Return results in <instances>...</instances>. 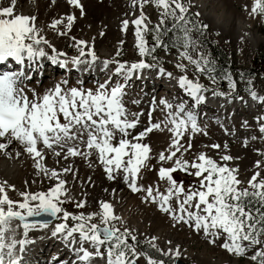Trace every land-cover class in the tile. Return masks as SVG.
I'll return each instance as SVG.
<instances>
[{
  "label": "snow or ice",
  "instance_id": "snow-or-ice-1",
  "mask_svg": "<svg viewBox=\"0 0 264 264\" xmlns=\"http://www.w3.org/2000/svg\"><path fill=\"white\" fill-rule=\"evenodd\" d=\"M16 3L17 0H9L7 6L0 3V63L11 59L21 66L15 71L0 72V152L12 157L15 147L14 155L19 157L22 149L33 160L36 175L55 183L46 192L19 193L21 200H14L8 194V188L15 190L14 185H8L7 181L0 183V264H27V246L35 243L29 239V232L36 228L47 229L52 223L47 219H31L43 216L60 221L52 227L51 235L61 240L74 257L63 259L55 255L52 264H94L97 259L104 264H141V261L143 264H178L182 257L179 245L173 246L169 240V246L161 248L156 236L141 241L129 228L117 227L122 217L115 214L108 202L100 203L99 212L73 213L63 207L70 198L68 181L62 175L73 173V166L69 163L59 169L49 167L46 158L50 155L59 164L61 160L75 157L90 161L94 154L109 180L119 176L133 193H143L144 202L156 204L175 224L202 234L212 245L220 241L218 246L230 255L245 258L251 264H264V175L260 171L264 162L257 160L256 171L244 182L238 178V168L228 164L237 158L226 151L219 156V161L203 151L191 160L185 158L193 148L194 135H207L199 126L196 111L208 101L206 93L211 91L213 97L227 98L236 88L235 80L227 71H223L221 78L228 81L229 92L209 89L187 75L190 64L197 74L206 73L213 84L217 82L215 60L210 54L203 51H198L195 57L192 54L199 47L193 32L203 35L208 25L190 18V0L188 3L185 0H131V6L139 9V16L122 20V31L126 32L129 24L134 26L135 48L140 58L134 62L102 61L101 69L109 75L104 82H97L95 89L71 87L67 79H62L43 92L28 86L31 76L24 67L26 62L27 69L42 70L39 62L46 58L62 68L71 65L77 71L88 72L95 69L99 57L94 43L74 36L70 37L71 46L78 54L68 57L41 34L43 29L37 27L35 15L15 13ZM67 3L79 8L83 15L80 0H67ZM149 3L159 11V22L151 27L144 12V6ZM249 15L264 16V0H254ZM75 20L76 16L69 14L54 19L49 27L59 36H66ZM148 35L152 36V43ZM123 43L120 41L121 46ZM158 48L166 52L178 49L175 67L182 74L176 79L191 103L182 100L174 104L161 98L159 105L160 110L166 112L165 118L153 122L152 114L157 107L153 97L148 123L136 131L144 113L130 112L125 105L126 88L131 79L145 69H156L161 76L173 78V73L163 67L162 58L156 55ZM120 54L118 50L116 55ZM110 64L115 65L114 69H109ZM113 77H116L115 82ZM79 83L82 85L83 81ZM246 91L253 100L264 103V96L258 95L252 87ZM257 121L259 131L264 133L262 118L257 117ZM244 124L247 126L246 121ZM164 130L171 134L170 142L153 157L151 145L144 141L153 131ZM186 135L188 140L182 143ZM247 143L245 139V146ZM205 147L221 149L218 143ZM223 148L227 150L228 144ZM259 154L264 156V152ZM153 158L160 164L157 172L158 181L166 184L163 191L159 183L148 186L139 183L142 170L155 167L150 163ZM168 162L171 166L165 167ZM177 171L192 176L194 182L186 187L174 177ZM85 204L86 201L80 200L75 206L82 209ZM20 228L23 239H17Z\"/></svg>",
  "mask_w": 264,
  "mask_h": 264
},
{
  "label": "rangeland",
  "instance_id": "rangeland-1",
  "mask_svg": "<svg viewBox=\"0 0 264 264\" xmlns=\"http://www.w3.org/2000/svg\"><path fill=\"white\" fill-rule=\"evenodd\" d=\"M8 2L9 0H0V3H3L4 6H7ZM80 2L84 6L83 15H81L79 8L70 6L67 0H55L54 3L52 0H17L14 11L22 14L24 13L23 8L30 6L37 17L36 22L43 25L45 37L59 51L66 52L68 56L78 54L77 50L71 46L73 41L70 37L74 36L77 39L86 40L89 44L94 43L95 52L99 57L96 62V69L102 70L101 63L103 60L134 62L140 58L135 48L134 26L129 24L125 32L122 31L120 25L124 19L132 20L139 16V9L131 6V0H80ZM185 2L188 3V0H185ZM253 2L254 0H195L194 2L190 0L189 13L190 17L195 16L202 24L208 25L207 30L209 31L210 40L219 45L229 60L235 64L236 71L229 73L236 82V88L232 91L231 96L227 98L213 97L211 91L206 93L208 101L200 105L196 111L199 126L207 132V135L203 133L194 135L191 141L193 148L185 154V158L191 160L195 154L203 151L219 161V156L226 151L227 154L237 158L229 161L228 164L230 167L238 168V178L244 182L256 171L255 162L257 160L264 162V156L259 154V152H264V133L259 131L260 122L257 121V117H261L262 122H264V103L260 102L256 106L251 105L249 100L252 98L246 91V88L252 87L258 95L264 96V72L253 77L248 75L253 57L262 56L264 58V16L249 15ZM200 5L204 6L203 11L206 10V21L201 18ZM246 5L247 10L245 9ZM85 12L86 15H84ZM144 12L151 21L150 27L159 22V11L154 4H146ZM197 12L200 14L198 17L195 15ZM68 13L74 14L77 20L74 21L68 35L59 36L49 25L54 19L62 18V15L67 16ZM193 37L199 45L197 51H193V56L195 57L198 51L208 54L206 45L201 41L200 33L194 31ZM147 39H152V36L148 35ZM120 41H124L122 46ZM118 50L121 51L119 56L116 55ZM48 51L50 54V50ZM156 55L162 58L163 67L167 72L173 73V78L169 79L166 75L161 76L156 69H145L142 74L145 77L147 76V82L145 77L135 84H131L134 78L129 82L126 88L127 95L124 97L125 105L130 112L144 113L140 117V125L136 131L141 130L148 123L147 114L153 97L157 101L156 111L152 114L153 122L163 121L165 118L166 112L160 110L162 106L159 105V100L161 98H166L174 104L182 100L191 103V98L187 96L183 89L178 87L179 84L176 79L182 74L175 67L179 59L178 49L172 48L166 52L162 48H158ZM183 62L187 64V61ZM112 67H115V65L110 64L109 69ZM15 70L13 66L8 68V71ZM63 73L62 67L54 71L51 69L50 61H47L41 74L36 78L34 76L32 78V73L29 74L31 80L27 83L30 88H37L38 92L47 89L49 82L55 84L62 79H67L71 87L83 86L95 89L97 82H104L107 75V72L104 74L103 70V74L101 73L100 76L91 71L87 74L85 81L84 77L79 79L77 75L64 78ZM221 74V72H216L217 82L213 84L206 73L197 74L194 67L188 65L187 75L190 79H198L200 83L209 89L217 88L219 91L229 92L228 81L222 79ZM115 79L116 77L113 78V82H115ZM153 80L155 82L151 83ZM80 81H83L82 85L79 83ZM249 81H251V84H249ZM170 90L178 93L176 95L172 94ZM240 97H243V100ZM135 100H139L140 103H133ZM215 101L217 103H213ZM245 121L247 126L244 124ZM170 135L167 130L153 131L146 138L144 142L151 145L153 157L167 148ZM245 139L248 141L247 146L244 144ZM187 140L188 136L186 135L182 143ZM213 143L220 144L221 149L216 150L205 147V145ZM225 143L228 144L227 150L223 148ZM20 150L23 152L22 149ZM12 157L0 156V167H5L8 163L20 166L16 172L23 176L19 178L22 182L24 181V191L46 192L49 187L53 186V181L36 175L33 160L26 153H24V156ZM45 163L49 167L57 169L69 163L74 167L73 173L62 175L67 181L72 180L70 183V188H72L71 197L63 204V207L69 212H99L100 203L102 201L108 202L115 208L116 215L126 216L127 220L118 222L117 227L121 229L129 228L141 241H144L143 238L149 237V235L158 237V240L170 239L173 244L180 246L182 254L191 253L190 257L183 259L184 261L180 259L185 264H251L247 259L230 255L220 248L218 246L220 241H217V245H212L204 239L202 234L198 235L182 224H175L168 215L159 210L156 204L144 202L142 200L143 193H133L119 176L116 180H109L95 154L90 158V161L75 157L70 158L68 161L61 160L59 164H56L49 155ZM150 163L155 167L142 170L139 183L144 186L159 183L161 191H163L166 184L163 181H158L157 169L160 164L155 158ZM164 166H171V162L165 163ZM26 167H28L27 170ZM260 171L264 175V163L261 164ZM173 175L178 181H183L186 187L194 182L192 176L183 172L177 171ZM11 176L13 177V175ZM241 186H246V183ZM16 195L15 200L23 199L19 193ZM80 200L86 201L85 207L82 209L75 206L76 202ZM173 204H175V201H173ZM158 216L165 221H160ZM49 242H45L43 245ZM54 248L51 254L48 253L51 247L46 246L44 248L45 254L41 250L39 253L44 255L38 257V263L42 260L40 264H52L53 256L62 255L57 246ZM65 256L66 254L63 259L72 257L69 258L68 254ZM141 262L143 264V261ZM99 263V259L94 261V264Z\"/></svg>",
  "mask_w": 264,
  "mask_h": 264
},
{
  "label": "bare ground",
  "instance_id": "bare-ground-1",
  "mask_svg": "<svg viewBox=\"0 0 264 264\" xmlns=\"http://www.w3.org/2000/svg\"><path fill=\"white\" fill-rule=\"evenodd\" d=\"M193 2L195 1V0H192ZM196 5L198 4V3H195ZM124 5V4H123ZM118 8H119V5H118ZM200 14H201V18L203 19V20H207V15L205 14L206 12V10L205 11H203L204 9V6H201L200 5ZM23 12L24 13H22V14H24V15H35V12L31 9V7L30 6H28V7H24L23 8ZM67 12V11H66ZM119 12V11H118ZM69 14V13H68ZM84 15H86V12H85V14ZM66 15H62V17H65ZM61 17V16H60ZM77 20V19H76ZM122 22V21H121ZM36 25H37V27H39V28H42V26L43 25H41V24H39V23H37L36 22ZM121 26H122V24H120ZM120 26V27H121ZM43 29V31H44V28H42ZM42 35H44L45 36V33H41ZM91 44V43H90ZM45 50L46 51H48L49 49L46 47L45 48ZM50 54H52L51 53V51H50ZM68 57H71V56H68ZM47 61H49V60H47L46 58L45 59H43L41 62H39V63H41V66H42V70L44 69V67H45V65L47 64ZM104 61V60H103ZM9 64L11 65V64H13V65H16V63L14 62V61H12L11 59L8 61V62H5V63H0V71H2V72H4V71H8V67H9ZM50 66H51V69H53L54 71L55 70H59V68H61L59 65H57V64H52L51 63V61H50ZM19 67H21V66H18V65H16V67H15V69L17 70ZM25 68H26V70L29 72V74L30 73H32V78H36L38 75H40L41 74V71L42 70H33V69H27V62H26V64H25V66H24ZM65 69V71H64V78L66 77H72L73 75H77V76H79V79H82L83 77H84V79H85V81H86V77H87V74L88 73H91V71H93V73L95 74V75H98V76H100V74L102 73V70H99V69H94V70H91V71H88V72H83V71H77L75 68H72L71 67V65H69V67L68 68H64ZM111 69H114V67H112ZM53 72V71H52ZM109 72H107V75H106V77H105V79L107 78V76L109 75L108 74ZM103 74V73H102ZM104 74H106V71H104ZM34 76V77H33ZM103 76V75H102ZM143 77H145L142 73H138L137 75H135L133 78V81H132V79H131V84L132 83H137V81H139V80H141V79H143ZM114 78V77H113ZM146 78V82H147V76L145 77ZM151 78V77H150ZM157 78V77H156ZM154 79V78H153ZM84 81V80H83ZM47 82H48V80H47ZM153 82H155V80H153V81H151V83H153ZM140 83H142V82H140ZM49 85L47 86L48 88H50V87H52L54 84L52 83V82H49L48 83ZM177 86V85H176ZM179 87V86H178ZM35 89H37V88H35ZM170 92L172 93V94H177L178 92H173L172 90H170ZM249 102H250V104L251 105H253V106H256L258 103H260V101H258V100H253V99H250L249 100ZM213 103H217L216 101L215 102H213ZM240 104H242V103H240ZM15 148H13V153L15 152ZM21 155H23L24 156V153L22 152V154ZM20 155V156H21ZM0 156L1 157H5V155L2 153V152H0ZM14 158H15V155L13 156ZM12 157V158H13ZM8 158V157H7ZM20 166H18L17 164H7L5 167H0V183H3L4 181H7V183H8V185H13V184H15L14 186H15V190H12L11 188H8V194H9V196H10V198H12V199H16L17 198V193H21L22 191L24 192V190H23V188H25V186L23 185L24 184V181L22 182V180H20V176H22L21 174H17V172H16V170H17V168H19ZM27 168L28 167H26V170H27ZM74 168V167H73ZM11 175H13V177L11 176ZM23 177V176H22ZM62 178H64L63 176H62ZM65 179V178H64ZM12 182V183H11ZM72 182V180H70V182L68 181V183H67V185H66V187H67V189H68V192H69V197H71L70 196V193H71V189L72 188H70L71 186H70V183ZM33 183H34V181H33ZM54 183H55V181H53V185H54ZM28 192H31V191H28ZM16 195V196H15ZM84 195V194H83ZM23 198V197H22ZM62 199H63V197H62ZM113 209H114V211H115V208L113 207ZM117 213V212H116ZM115 213V214H116ZM117 216H120V217H122V221H126L127 219H126V216H121V215H117ZM158 218L160 219V221H162V222H164L159 216H158ZM60 221L59 220H57V219H55L54 221H52V223L49 225V227L47 228V229H40V228H36V229H33V230H31L30 232H29V239H31V240H34L35 241V243H33V244H30V245H28L27 246V248H28V251H27V253L25 254V260H26V262H27V264H40L41 263V261L42 260H40V263H38L39 261H38V257H43V255L45 254V252H44V248L46 247V246H48L49 247V244L51 243V249H50V252H48V253H50L51 254V252L53 251V249H55L54 247H56L57 246V248H59L60 250H61V252H62V255H60V257L61 258H64V255L66 254V256H67V254H68V257L70 258L71 256V258L70 259H74V257H73V255H72V253H71V251L68 249V248H66L65 246H64V244L63 243H61L60 242V240L58 239V238H55V237H52V235H51V229H52V227L56 224V223H59ZM160 223V222H159ZM161 225V224H160ZM138 230V229H137ZM22 232H23V229L22 228H20V229H17V239H23L24 237H23V234H22ZM142 232V231H141ZM147 235V234H146ZM145 235V236H146ZM143 236V235H142ZM152 237V235H149V237H146V238H143V240H146V239H149V238H151ZM56 241H55V240ZM167 239V238H166ZM166 239H160V240H157L156 242H157V244L161 247V248H167L169 245L167 244V241H169V240H166ZM49 241H51V242H49ZM45 242H49V243H47V244H45V245H43V243H45ZM56 243V245L54 246V244ZM61 243V244H60ZM172 245L173 246H175L176 244H173L172 243ZM86 247H87V245H86ZM41 250H43V252H44V254H41V253H39V252H41ZM59 251V250H58ZM57 251V252H58ZM191 254V253H190ZM190 254L189 253H186V254H182V257H181V260H185V259H187L188 257H190ZM65 256V257H66ZM183 260V261H184ZM100 263L101 264H104V261L103 260H100ZM99 263V264H100ZM142 263V262H141Z\"/></svg>",
  "mask_w": 264,
  "mask_h": 264
},
{
  "label": "trees",
  "instance_id": "trees-1",
  "mask_svg": "<svg viewBox=\"0 0 264 264\" xmlns=\"http://www.w3.org/2000/svg\"><path fill=\"white\" fill-rule=\"evenodd\" d=\"M190 18L194 22L198 20L195 16H191ZM168 23L170 24V21ZM197 32L200 33L199 31ZM208 34H209V31L206 29L204 30L203 35H201L200 33V37H201L202 43L206 45L208 54H210L211 58L215 60L216 70L221 73H223V71L235 72L236 71L235 64L231 60H229L226 53L219 45L213 43L210 40ZM169 35H171V33H169ZM149 43H152V39L149 40ZM263 72H264V58L262 56L253 57L251 61V65L248 69V75L253 77Z\"/></svg>",
  "mask_w": 264,
  "mask_h": 264
},
{
  "label": "water",
  "instance_id": "water-1",
  "mask_svg": "<svg viewBox=\"0 0 264 264\" xmlns=\"http://www.w3.org/2000/svg\"><path fill=\"white\" fill-rule=\"evenodd\" d=\"M31 219H35V220H39V219H47V220H51V221H54L55 218L53 217H48V216H43V217H34V218H31ZM178 264H185L183 261L179 260L178 261Z\"/></svg>",
  "mask_w": 264,
  "mask_h": 264
}]
</instances>
